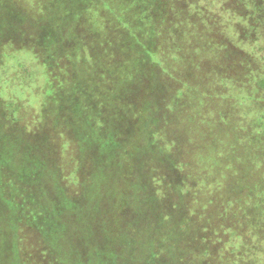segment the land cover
Returning <instances> with one entry per match:
<instances>
[{
  "label": "rangeland",
  "instance_id": "rangeland-1",
  "mask_svg": "<svg viewBox=\"0 0 264 264\" xmlns=\"http://www.w3.org/2000/svg\"><path fill=\"white\" fill-rule=\"evenodd\" d=\"M0 148V264H264V0H0Z\"/></svg>",
  "mask_w": 264,
  "mask_h": 264
},
{
  "label": "trees",
  "instance_id": "trees-1",
  "mask_svg": "<svg viewBox=\"0 0 264 264\" xmlns=\"http://www.w3.org/2000/svg\"><path fill=\"white\" fill-rule=\"evenodd\" d=\"M1 150H2V148H0V160H2V155H1ZM9 169H8V166L6 167V165L5 164H0V175H6V174H8V175H11L10 174V172L8 171ZM16 179V178H15ZM34 180V174L33 175H30L29 177L28 176H26V175H22V177H21V179L20 180H18V179H16V180H18L17 182V186L16 187H14L13 189L14 190H18V191H20V189H22L23 190V192L24 193H26L27 192V189L25 188V187H21V182H25V180ZM30 180V181H31ZM15 193V192H14ZM32 209V208H31ZM127 227H128V225H127ZM127 227L125 228V229H127ZM141 227H139L138 228V234H137V238L135 239L136 241L138 240V241H143V239H146L147 241H149L150 243H154V236L151 238V237H149V239H147L145 236H143L142 235V233H139L140 231H141ZM160 241H163V240H160ZM126 244L127 245H130V241L129 240H127L126 241ZM138 253H139V255H140V257L142 258L143 257V253H142V251H138ZM117 258V257H116Z\"/></svg>",
  "mask_w": 264,
  "mask_h": 264
}]
</instances>
